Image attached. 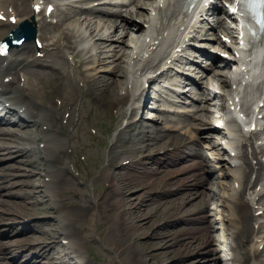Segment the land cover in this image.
Listing matches in <instances>:
<instances>
[{"label":"bare ground","instance_id":"bare-ground-1","mask_svg":"<svg viewBox=\"0 0 264 264\" xmlns=\"http://www.w3.org/2000/svg\"><path fill=\"white\" fill-rule=\"evenodd\" d=\"M49 1L63 6L59 7L61 8L59 20L64 25L58 29L50 26L47 21L45 23L42 21L39 37L46 41L44 44V48L47 49L46 59L37 58L36 53L40 49L33 41L24 42L20 49L12 50L9 58L0 59L2 87L0 97L3 102L9 104L8 108H0L2 111L0 160L13 157L6 155L7 152L3 149L8 153L16 151L17 155L23 156L21 161L30 167L29 171L21 172V175L29 177L24 182L28 186V188L24 187L26 192L22 191L23 188L16 191L14 196L22 197L24 202L20 201L21 204L16 207L15 212L5 209L6 212L15 213L21 218L43 217L32 226L34 234L7 243L9 249L17 252L16 255L27 248L30 250V254L21 259L20 263L92 264L86 255L85 242L88 235L93 237L98 234L102 236L103 242H108L116 258L127 255L124 257V262L127 264H182L183 260L178 257L181 249L186 253H197L196 255L207 253L204 258L196 259L197 264H208L207 261L221 264L223 260L221 256V260H212L208 255L215 250L216 253L225 251L224 244L228 240L227 230L229 237L232 238L230 241L232 263L229 264H264V220H261L264 218V210L262 214L257 213L264 208V160H262L264 136H261L259 131L239 133L241 137L248 135L252 148L248 151L245 147L243 154L240 155L243 159V177L234 173V170L241 167L238 164L235 168H229L226 173V177L232 179V184H229L224 198L229 211L230 228L224 227L218 232L215 230L216 220L204 224L203 218L207 216L201 214L198 209L200 204H203L202 206L208 211L214 209L211 206L214 197L208 192H203L205 196L196 200L197 194L201 193L198 176L202 173L204 175L207 171L204 170L203 164L200 161L193 162L188 168L190 173L186 177L176 179L184 172L182 167H178L175 171L178 175L173 174V165L184 159L185 163H188L191 161L190 155H199L200 152L194 148H190L191 150L186 154L175 150L186 146L187 139L192 141L193 138L187 137L183 140L181 139L183 137L171 134L172 126H156L153 122L139 124V119L136 117L141 109L145 82L164 73L166 75V71L173 69L172 64H176V61L181 62L183 57H188H178L180 52L176 50L179 47H182L183 53L189 49L206 52L204 49L190 46L191 44L185 41V38L195 30L192 21L198 10L194 8L196 12L192 14L178 7L179 0H161L160 4L152 7L156 13L152 27L145 30L142 23L128 19L127 15L139 16L148 23L146 19L148 13L144 12L146 8L148 11L146 0H69L66 3ZM94 1H98L104 7L93 6ZM31 2L32 0H0V10L6 11L11 6L18 16L15 24L8 20H0V39L18 26L19 21L33 14V9L29 5ZM109 5L124 6L126 12H123L122 8H110ZM216 10H221L220 6L217 5ZM179 18L181 20L177 22ZM184 25V30H180ZM209 25L212 32L224 26V22L213 20ZM118 30L121 32L120 36H113ZM200 36L207 42L221 44L220 38L211 33H203ZM95 37L97 39L94 40ZM50 45L55 49H50ZM159 46L162 48L160 51L157 50ZM63 53L78 57L77 68L85 64L88 72L96 70L94 64L97 61L103 64L110 61L115 64L113 72H110L115 77L96 73L77 76L89 85V93H85L79 101L78 85L75 82L77 78H73L75 76L72 77L70 68L60 62L59 55L64 56ZM30 56L35 57L30 60ZM124 56L129 58V69L126 73L124 71V79H119V75L124 74L121 63ZM156 58L158 62L155 64ZM189 63L195 65L196 61L193 59ZM220 66L221 62L215 59L211 67L215 72L204 71L199 77L210 85L213 92V97L201 96L200 101L208 102L214 97L222 96V92L217 90L222 83H227V79L218 72ZM176 73L183 79L188 72L176 68ZM187 79L188 85L198 83L190 77ZM57 80L59 83H56ZM166 80L172 81L175 85H179L180 82L178 77L167 75ZM235 83L234 81L229 86ZM41 86L45 88V92ZM121 86L126 92L118 97V89ZM260 88V95L256 94L243 101L242 106L247 112H250L254 97H259L257 102L255 101L256 105L264 101V80ZM174 91L177 92L178 97H182L178 90ZM89 95L94 96L95 99L101 98L99 101L103 105H97V115H106L107 108L119 107L120 114L116 117V126L121 122L123 105L129 100L133 106L127 124L119 129L106 153V163L100 167L98 173L92 172L90 177L83 176L84 189L72 175L69 159L74 152L80 154L84 151L75 146L76 141L82 139L78 131L84 129L85 135H88L89 127L95 122L94 113L90 112L91 102L87 99ZM59 98L63 99L60 106L56 103ZM138 101L141 102L137 103ZM164 102L170 103L169 106L173 107L180 102V99L170 100L165 97ZM154 108L163 113L161 119L164 122L171 119L170 115L165 114L172 111L171 109H160L158 106ZM196 110H199L198 105ZM205 110L204 116L207 119H220V114H215L213 109L205 107ZM62 111H64L63 115ZM65 111L70 113L67 118ZM8 113L13 116H8ZM85 115H88L87 119L84 118ZM199 118L204 120L203 117ZM151 119L160 121L155 116H151ZM27 120L28 124H26ZM75 120L81 127L68 135L65 133L67 127L63 124L74 123ZM41 126L44 129L40 128ZM209 126L207 128L210 130L216 128L212 124ZM71 137L74 144L71 142ZM259 139L263 141L259 142ZM70 147H73L71 153H69ZM251 155L259 159L256 168L257 180L263 187L259 191L254 189L247 195L246 189L253 187L248 176L255 170V165L250 161ZM125 156L127 157L125 159L130 161L121 164ZM103 158L100 156L93 162L94 165H100ZM4 166L6 167L0 168V174L3 175L0 176L6 181L15 175L14 172L9 171H17L11 164ZM199 169L203 171L199 172ZM133 170L136 172H132ZM166 172L168 174H165ZM189 176H195L194 181ZM172 183L175 187H172ZM11 185L1 182L0 194L14 195L8 189L12 187ZM101 185L105 187L100 189ZM89 190H92L94 195ZM177 193L178 196L171 197ZM41 195L47 197V200L44 201ZM25 210L27 215L24 213ZM156 216H163L165 221L153 227L155 223L152 224V221ZM253 221L259 223L257 228L253 226ZM5 222H7L5 216L0 215V223ZM181 222L198 223V225L176 227ZM6 226L10 225L6 224ZM7 232L13 235L19 230L10 226ZM261 244H263L262 249H260ZM3 245L5 244L0 240V264H16L14 258L5 260L7 247ZM204 246L206 247L203 251ZM135 255L140 256L139 262L134 258Z\"/></svg>","mask_w":264,"mask_h":264},{"label":"rangeland","instance_id":"rangeland-1","mask_svg":"<svg viewBox=\"0 0 264 264\" xmlns=\"http://www.w3.org/2000/svg\"><path fill=\"white\" fill-rule=\"evenodd\" d=\"M117 35H118V32H116V34L114 36H117ZM59 59H60V62L63 63L64 65H66L68 68L67 59L64 56H63V58H62V56H60ZM74 63H75V60H74ZM112 64L113 63H109L108 65L96 63V64H94V67H96V70H93L90 73H96L98 75L104 74L107 77H109V76L115 77V75L110 73L111 71H109L110 69H113V66H111ZM123 65H124V61H123ZM85 68H86V66H81L82 71H79L76 67H74L73 75L79 76L80 74L78 72L87 75L89 72H87L85 70ZM121 73H122V71H120V74ZM122 78H124L123 74L119 75V79H122ZM56 83H59V80H57ZM76 85H78L77 99L80 101L82 99V95H81L82 85L78 82V80H77ZM202 85L204 86V90L206 92H210L206 83H202ZM41 87L43 88V92H45V88L43 86H41ZM193 90L195 92V95H196V93L200 94V92H201L200 88H194ZM193 90L188 91L189 95H191L193 93ZM123 91H124V89L121 86L118 89V92H123ZM152 94H155V93L152 92ZM189 95H186V96L189 97ZM201 95H203V94H201ZM201 95H199V96H201ZM45 97H47V95ZM87 99L91 102L90 112L94 113V116H95V122L92 126L94 127V125H96L95 127H97V133H93V134H98V137L95 138L91 134L85 135L84 129L79 130L78 131L79 137H81L82 139L76 141L75 146L80 148L81 151L82 150H84V151L80 152V155L74 154L72 156L77 161L78 166L83 168L82 176L88 175V177H90V174L92 172L98 173L100 167L106 163V153L112 145V141H113L116 133L118 132V128H116V127L111 128L112 130L109 131V134H107L108 130L110 129V125H109L111 123L110 117H102L101 115H97V110H98L97 105H103V103L99 101V99H101V98L95 99L94 96L89 95ZM188 100H190V97L188 98ZM197 103L200 106V108H204V107L209 106V104L206 102H197ZM154 104H158V103H154V102L151 103L152 106ZM182 106H184V107L173 106V108H177L178 110L195 109V106H192V105H190V106L182 105ZM168 107H170V106H168ZM210 107L215 108V106H213L211 104H210ZM125 110L127 113H130V110H128V108H125ZM190 112H192V111H190ZM110 113H111V110H110ZM145 113H146V116H152V115H155L157 117L162 116V114L160 112H157L155 110H151V108H146ZM205 113H206L205 109H201L200 112L195 113L194 117L189 115V114H186V113H182V114H178V115L171 113L172 119H169L167 122H164L161 119H160V121H155V120L151 121V119H142V120L145 122H153V123H155L156 126H161V127H164L165 125L172 126V129L170 130L171 134L180 135L184 139H186L187 137H192L194 140V141H191V140L187 141V147H182V148H185V150H189V146H193V147H195L196 150H202V155H200V156L196 155L194 157L192 156V159L188 164L185 163V160H183V161L179 162L178 164L173 165L174 166L173 174H177L175 172L177 170V168L182 167L184 169V172L179 174V175L177 174L178 176L176 177V179H178L180 177H186L190 173V172H188L189 166L193 162H198V161L202 160L201 163L203 164L204 170H207V171H206V173L204 172L205 173L204 175H202L203 174L202 173L200 176H198V182H199L198 186H199L201 193L197 194L196 200L201 198L203 195L205 196V193H203V192H209L214 197L212 202H211V206L214 207V209L212 208V210L208 211L202 206L203 204H200L198 209H200L201 214H206V216H207L206 218H203L204 224H209V222L211 220H216V226L217 227L215 230L219 232V231L223 230L224 227L230 228L229 216H228L229 211H228V208L226 207L224 199L222 197L223 195H226L227 188H228L229 184H231V180H229V178L226 177V173L229 170L228 167H229L230 163L229 162L225 163V161L218 158V157H221V155L219 154V152H220L219 151V145L217 143L214 144L213 141H211L209 138V135H213L212 131L206 129V125H209V124H206V121H202L201 118H199V117H205V116H203V115H205ZM84 118L87 119L85 116H84ZM212 122L215 124H219L218 122H215V121H212ZM124 123H126V120L123 119V121L120 123L121 124L120 127L124 126ZM75 124L76 123L73 124L71 129L69 127V131L74 128ZM79 127H81V126L78 125L77 130L79 129ZM103 139L105 141H103ZM212 143H213V145H212ZM181 153H185V152L181 151ZM16 154H17V152L15 154H13L14 157H11V159H9V161H14L13 163H15V170L17 172L12 171L15 173V175L6 181L10 185L13 184V186L9 187V189H10V192H12L14 195H8L7 194L6 196H4L6 199H4L3 195H0V202L3 201V204L0 205V215H6V217H11L10 220L7 219L8 223L0 224V240L4 241V243L12 241V239H13V238H11L10 235L5 233L6 228H7L6 224H12L13 222H15V224H13V227L15 229H18L17 226L21 225L20 221L17 222V218H19V216H17V214H15V213L8 214L10 212L5 213L4 209L7 208L11 212H15L17 210L18 206L21 204L20 201L24 202L22 197H19V196H16L17 198L14 197L15 191H19V190L23 189L24 187L28 188V186H26V184L24 182H25V180L27 181L29 179V177L26 175H21V172H23V171L26 172V170L29 171L30 167L26 166L25 163L21 162V159H23L22 156H19ZM84 155L86 156V158ZM100 156L104 157L102 163L98 166L94 165L93 162L97 161ZM125 158H127V157L126 156L123 157V159H124L123 161L130 160V159H125ZM240 161H241V159H240ZM2 164H4V163L0 162V167H3ZM151 164L156 166V164H154V163H150V165ZM202 171H203L202 169L201 170L199 169V172H202ZM132 172H136V170H133ZM73 173H74V177L80 183V185L84 186V183L81 181V178H79V175L75 174V172H73ZM165 174H168V172H166ZM255 176H257L256 172L252 171L250 173L249 178L253 181L256 179ZM189 177H191V180L194 181L195 176H189ZM254 177H255V179H254ZM185 180H186V178H185ZM0 181H1V178H0ZM0 184H1V182H0ZM203 184H204V186H203ZM173 185L174 184L172 183V187H175V185L174 186ZM104 187H105L104 185H101L100 189H102ZM25 190L26 189L24 188L22 191L25 192ZM178 195H179V193L172 195L171 197L178 196ZM8 201H9V203H7ZM24 212H26V210ZM197 212H195V213H197ZM166 217L170 218L169 216H166ZM35 220H37V221H35ZM38 220H39L38 217H34L33 221L25 223V225H23L22 227L24 229H30L31 230V225L38 222ZM164 221H165V219H163V216H156L152 221V224L155 223L153 225V227H156L157 225L162 224ZM190 225H198V223L181 222V223L177 224L176 227L190 226ZM32 226H35V225H32ZM226 232H227V230H226ZM86 233H88V231ZM31 234H33L32 231H28L26 233H21V232L17 233V235L19 237H24V238L29 237L28 235H31ZM13 237H17V236H13ZM98 237H100V236L96 235L95 237L94 236L91 237L90 235H88L86 237L85 247L91 252L90 253L87 250L88 258L92 264H127L126 262H124V257H126L127 255L122 256V257L118 256V258H116L114 255V252L110 249V246L107 244L108 242H103ZM231 239L232 238L230 236L229 240H231ZM6 245L7 244H5V248L7 247ZM227 245H228V243H227ZM227 245L224 246V248L227 249L225 252L221 251L219 253H216V250H215L214 252H212L211 255H208V257H211L213 260V259H218L220 256L223 258V256H224V259L222 260L221 264H229L228 262L231 263L232 260L226 258V256L229 253V246H227ZM3 247H4V245H3ZM205 247L206 246H204L202 248L203 251H204ZM214 249H215V247H214ZM27 252L28 251L21 253L19 255V259H22L23 257H25V253H27ZM13 253H15V252H12V249L10 250L9 248H7L5 250V255H6L5 260H9V258L11 259L13 256L12 255ZM196 254L197 253H191V252L186 253L184 249H181L178 257L183 260L182 264H197L198 260H196V259H201V257H203L204 255L207 256V253H202L200 255H196ZM134 258L136 259V261L139 262V259H138V258H140L139 255H135ZM134 260H133V262L135 263ZM206 263L212 264V262L209 263L208 261Z\"/></svg>","mask_w":264,"mask_h":264}]
</instances>
